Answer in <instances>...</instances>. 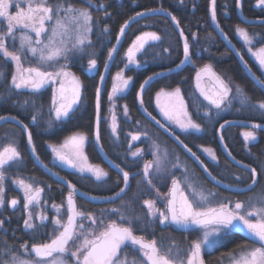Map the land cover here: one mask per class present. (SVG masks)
<instances>
[{
  "label": "snow or ice",
  "instance_id": "6c2138e0",
  "mask_svg": "<svg viewBox=\"0 0 264 264\" xmlns=\"http://www.w3.org/2000/svg\"><path fill=\"white\" fill-rule=\"evenodd\" d=\"M86 3L91 6L92 0H86ZM236 4L237 7H240V0H236ZM257 5L264 6V0H257ZM100 6L104 7V5ZM12 9H15V11L13 12ZM163 10L161 8L150 11ZM105 15H110L106 8ZM137 15H143V13H137ZM211 17L213 21L216 20L215 0H212ZM172 19L176 21L175 16ZM176 23L179 24L178 21ZM125 27H127V22L120 29L121 35L124 33ZM93 28L94 17L91 7H76L70 0H56V3H51L50 0H0V58H4L6 61L10 60L15 64V71L11 77L12 87L16 90L29 89L33 92H39L46 84H55L59 81L60 86L53 93L52 107L55 111L56 120L68 117L73 110V106L77 105L81 99L79 77L69 69L66 63L60 64L54 71H47L43 66L54 67L61 60L68 61L70 56L77 52L83 53L92 44L91 34ZM108 31L109 29L105 26L103 32L107 33ZM237 32L243 38L245 44L249 45L248 51L256 59L260 68L264 70V46L253 51L251 46L255 42V37L239 26H237ZM181 35L183 34L181 33ZM149 40L159 41L161 37L154 32H145L138 36L127 50L129 63H135L139 66L140 62L136 60V53L141 52ZM9 41H11V45H9ZM17 41H19L18 46ZM117 43H119V37H117ZM9 47L12 48L11 51ZM115 51V47L109 51V59L112 58ZM190 55V45L187 38H185L183 44L184 60L180 62V65L189 61ZM25 58H30L34 62V66L25 67ZM241 59L243 58L241 57ZM180 65H177V67ZM96 67L97 60L90 58L88 60V70L92 71ZM105 69H107V64ZM4 75V72L0 71V77ZM154 75H163V73H155ZM204 77H207L211 82V89L202 86L201 81ZM253 77L257 85L264 91V80L256 77L255 74H253ZM116 79L121 81L122 87L117 88L114 85L113 94L127 88L131 77L124 78L122 72H118ZM152 79L153 76H149L144 84ZM195 79L196 88L200 95L216 110H221L222 106H232L233 100H237L242 107H258L264 110V101L253 104L251 97L239 85L236 86L235 95L233 96V88L229 82L218 75L210 64L200 68ZM101 80H103V76H101ZM144 84L141 85V91H143ZM99 93L98 88L96 101V140L98 143L100 140ZM161 97L166 98L168 103L161 104ZM109 99H112L111 95ZM156 100L164 119L179 127L182 132H189V130L200 132L203 130L201 124L192 119L179 88L174 89L172 92H165L161 89L157 93ZM24 103L28 104L29 101ZM142 103L143 100L141 99ZM145 112H147V109H145ZM124 114L128 115L126 105ZM147 115L161 128L165 127L151 113H147ZM204 117L209 118L210 111H205ZM0 119H3V117H0ZM36 119L37 117L33 115V123L36 122ZM111 121L112 135L119 139L118 125L114 114ZM220 127L222 129L224 125H220ZM252 127L256 129L260 128L261 125L253 124ZM25 128H27V125H25ZM129 135H131L132 141H139L142 137L145 139L150 138L147 131L136 134L130 133ZM243 135L246 142L256 140L254 131H246ZM175 138L179 141L178 136ZM85 139L86 136L82 133L74 134L65 140L61 148L53 146L52 151L59 161L76 168L82 174L90 173L96 181H103L109 173L99 165L87 164V157L83 152ZM28 143L32 144L31 132L28 133ZM180 143L183 144V141H180ZM129 146L131 147V145ZM184 147L193 157L197 160L200 159L196 156V153L187 148V145H184ZM152 148L153 159L146 161L143 166L144 182L149 187H154L151 179L153 170L156 173L167 171L169 156L167 149L161 152L160 145L155 141H153ZM63 149L68 151H63ZM32 151L35 153L34 146ZM204 151L213 160H217L211 148H204ZM131 155L141 157L143 150L138 148ZM175 159L177 162L173 163L172 167L178 168L180 166L178 163L179 157L177 156ZM20 163H22L21 153L13 144H9L0 150V208L5 206L4 182L6 167H10L12 164L19 165ZM201 163L203 162L201 161ZM115 167L122 173L124 186L119 188L113 199H122L121 193H125L129 187L130 173L120 168L118 164ZM204 170L208 171L207 167ZM250 171L251 183L245 186V190L249 192L254 190L258 176L256 168H251ZM236 179L240 180L241 177H236ZM13 183L17 184L24 193L23 207L27 212V216L23 221L24 228L35 234L39 228L47 226L45 222L48 217L43 212L36 214L34 217L33 212L30 210L32 206L40 204V195L43 189L34 188L31 183H27L23 179H17ZM67 183L70 189L66 198L67 220L62 222L60 218L63 205L53 204L52 207L57 210V216L52 221L54 228L53 238L50 242L32 243L31 247L27 242L22 244L21 249L29 254L28 259L5 247L4 251L9 258L0 261V264H204L201 255L202 249L206 246H214L221 239L234 234H243L249 243L240 245L238 251L229 254L230 264H264V190H261L254 198L249 197L247 203L237 200L232 207L229 206L232 203L231 201L213 205L211 198L215 197V193L206 192L187 175L184 176L183 182L172 176L166 210L160 211L157 209L154 200H144L143 205L148 211L145 216H140L135 214V209L129 202L121 207L109 210L111 213L118 215L120 223L112 219L105 223L103 219L98 221L92 213H85L78 209L76 205V186L70 181ZM80 195H83V193ZM7 203L10 207L16 208L19 201L13 198ZM126 211L129 214H125ZM148 218L158 221L160 225H174L179 230L198 229L201 231V235L191 243L187 250L181 249L179 245L175 244V241L165 247L163 242L158 243L156 239L146 240L144 236L135 234L134 225L142 220L147 221ZM84 219L90 220L95 228L91 231H85L84 224L78 223V220L82 221ZM3 225L4 221L0 220V228ZM129 247L132 248L133 252H139L142 259H132L130 261L128 259L129 253L124 251L125 248Z\"/></svg>",
  "mask_w": 264,
  "mask_h": 264
},
{
  "label": "trees",
  "instance_id": "16d2710c",
  "mask_svg": "<svg viewBox=\"0 0 264 264\" xmlns=\"http://www.w3.org/2000/svg\"><path fill=\"white\" fill-rule=\"evenodd\" d=\"M104 7H99V19L110 25L113 39L121 29V25L127 22V34L125 42L131 39L137 33H141L147 29H153L162 38L160 45H157L158 51L147 52V57H150L149 63L141 67L140 71L134 73L129 71V76H135L132 89L139 88L144 78L148 74L169 70L163 75H157L149 81L145 93L143 95V106L150 110V113L156 114V107L154 103V94L161 88H172L175 86H182L184 90L190 87L193 80V73L195 65L187 63L183 68L178 69L177 65L184 60L183 44L184 37L187 38L190 44V57H193L194 64H210L214 69L220 71L222 75L231 83L239 84L243 90L251 97L253 104L264 101V91L257 85L252 78H246L248 75L245 72V65L250 66L255 70L254 61L252 58L239 50H242L243 43L237 26L243 25L249 33L254 37L264 42V6H258L257 0H240V7H237L236 0H215L216 20L213 21L211 17L212 0H96ZM106 11L110 15H105ZM163 11L148 12L145 15L139 16L134 20L131 17L137 13L150 9H161ZM171 15H174L179 24L173 22ZM181 33L183 35H181ZM107 47L102 50L100 55V62L105 57ZM241 57L243 59H241ZM116 64H113L111 71L116 70ZM77 73L82 80L81 99L75 110L70 112L69 116L57 121L52 113L51 101L47 96L40 95L37 100L30 97L13 94L12 88L3 89L0 86V96L5 91V97L0 102V115L16 116L19 122L27 125L29 132L32 134V144L28 143V134H25V126L20 127V124L15 123L11 119L0 121V149L9 143V139H17V144L20 146V151L23 155L24 162L19 169V175L22 173L31 175L36 178L39 186L44 190L42 195L49 202L62 201L65 193L69 189L68 183L71 182L76 186V189L82 191L86 195L91 196H111L119 191L122 187V173L116 167L111 166L104 158L106 155L116 165L127 169H134L135 159L129 157L128 153L123 160V153H126L127 143L124 141L119 144L117 139L113 137L111 131L107 128L106 121L103 115L100 118L99 134L103 147L101 152L95 143H88L86 150L90 161L94 164H103L109 171L108 177L103 181H96L95 177L88 173H80L71 168L56 167L59 175L46 170L44 164L54 165L51 162V150L48 144L52 141H58L65 135L69 134L75 129L83 130L88 135H93V124L97 113L96 107V88L98 86V74H89L88 72L77 69ZM246 74V75H245ZM108 78V77H107ZM261 78V77H260ZM264 80V78H261ZM188 85V86H187ZM136 86V87H135ZM3 89V91H1ZM130 94V93H129ZM133 92L128 96L127 105L133 120L144 117V114L139 109V104ZM103 96L100 97L102 99ZM25 101H29L25 104ZM34 102V103H33ZM237 103V102H236ZM236 107V104H235ZM235 111V109H232ZM231 111V113H233ZM103 112V110H102ZM236 113L221 117L218 122L213 115V121H203L208 132L205 133L206 139L202 140L204 144L213 145L217 147L218 161L205 160L208 169L213 175H216L224 182L246 186L251 183V171L249 167H242L236 160L245 163L257 169L259 180L253 192L261 189L264 182V128H260L259 132L263 135L258 141L248 143L242 136V130L245 128H252L251 125H226L222 129L224 148L219 146L220 142L217 135L219 126L226 119L238 117L250 120L252 122H260L264 124V110L258 107L243 106V108L236 110ZM226 113V112H225ZM37 117L36 122L33 123L32 117ZM211 119V117H210ZM122 130L120 129L119 137L126 138L125 130H131L129 125L123 119ZM210 130V132H209ZM183 139L191 144L190 138L182 135ZM35 147V153L32 148ZM249 150V155L247 151ZM232 158H231V157ZM39 157V159H37ZM236 177H241L237 180ZM119 181V182H118ZM204 184L212 188L211 182L206 179ZM224 191L223 188H218ZM7 190H10V181H7ZM238 196H242L238 194ZM77 200L78 207L84 211L101 213L103 208L115 207L122 201L131 203L133 208L138 200L133 199L134 196L129 193L128 196L117 198L115 200H98L79 195ZM145 214V213H144ZM26 211L22 204L16 208L7 205L4 211L0 213V220L4 221L3 227L0 229V252L6 246V242L14 243L33 242L37 239L46 240L49 232L46 228L39 237L36 234L32 237L24 228L23 221L25 219ZM146 215V214H145ZM108 219L117 220L121 222L118 217L113 215ZM157 226L149 218L147 221L134 225V230L137 234L147 235L148 237L158 238L163 235V229L156 230ZM174 236L180 235L179 230H170ZM182 235V234H181ZM244 240L242 234H234L227 243L221 244L217 247L219 254H224L232 247L237 246ZM41 241V242H42ZM216 255V254H215Z\"/></svg>",
  "mask_w": 264,
  "mask_h": 264
},
{
  "label": "rangeland",
  "instance_id": "374dc122",
  "mask_svg": "<svg viewBox=\"0 0 264 264\" xmlns=\"http://www.w3.org/2000/svg\"><path fill=\"white\" fill-rule=\"evenodd\" d=\"M121 1L122 0H119L120 3H121ZM50 2L56 3V0H50ZM70 2L73 3L76 7H91L92 15L94 17V28H93V33L91 34L92 44H91V46H88L83 53L77 52L74 55H71L68 61L61 60L59 62V64H56L54 67H48L47 65H44L43 67L47 71H54L55 68L59 67L60 64L66 63L67 66L69 67V69L73 73H75V75L77 77H79V80L81 82L80 94L82 93V80H81L80 75L77 73V69H82V70L88 72L89 74H98V72H99L98 79H97L98 80V86L96 88V92H97V89L99 88V90H100L99 96L101 95V93L103 96L102 99H100V108H99L100 118L104 114L103 117H104V120L106 121L107 128L111 131V122H112L111 117L114 114L116 117V123L118 125L117 131H118L119 135H120V129L122 130V121H121L122 119L124 121H126L129 125L131 124L130 127H132L131 130H125L124 129L126 138L119 137V139H117V142L119 144H121L124 141L125 143L128 144L127 147H129V149L127 150V153L129 155H131V153L136 151V149H138V148L142 149L143 155L141 157L143 159L145 158L144 163L146 161H151L153 159V155H152L153 141H155L157 144L160 145L161 152H163L165 149H167V151L169 153L168 160H167V171L162 172V173H156L155 170H153V174H152L151 179L153 181L154 187H149L148 184L146 182H144L143 174L139 178L135 179V183L133 182L132 179L129 180V187L126 189L125 193L122 194V196L125 195L124 197H126V196H128L129 193H131L134 196L133 199L138 200L137 204H135V207L138 206L140 209L139 210L136 209L135 214L140 215V216H145V214L147 213L148 210L143 205L144 200H154L156 202L157 209H159L160 211L166 210L167 196H168L169 190L171 188V177L172 176H174L177 179H180L183 182L184 176L187 175L188 177H190V179L195 181L198 186L202 187L206 192L211 191L212 193H215L216 194L215 197L211 198V203L213 205H215L217 203H229L231 201L232 203L229 204V206L232 207L234 205V202H236L237 200L247 203L249 197L254 198L261 192V190H264V182L262 184L261 189H259L256 192L246 191L245 186L224 182L221 179H219L216 175H213L210 172V170L208 169V166L205 162V160H211L213 162H217L218 161V154H217V147H215L213 145L212 146L208 145L209 143H207V145H205L204 144L205 142L202 141V140L206 139L205 133L208 132V130L206 129L205 125L202 122L208 121V120L213 121V115H215V117H216L215 121H217L223 115H225L227 113H231V111H233L232 109H235V111H236V110L243 108L237 100H233L232 106L226 105V106H222L221 110H216L208 104L207 100H204L202 97H199L196 94L195 89H193L195 92L194 93L191 89L189 90V87H187L186 88L187 93H185V92L183 93L181 86H176V87H172V88H161L165 92H172L174 89L179 88L181 91V95L183 96L184 101L186 102V104L188 106V111L191 114L192 119L194 121H196L197 123H200L203 130L200 132H196L195 130H189V132H182L179 129V127H177L174 124H170L168 121H166L160 112V108L157 105V100H156L157 93H159L161 91V89H159L154 94V100H155L156 108L158 111V116H155V117L157 120L161 121V124H163L165 126L164 128H161L159 125H157L155 123V121H152L150 119V117L147 115L148 112H145L146 108L143 106V104H141V99H143V95H144L146 87L149 83L148 82L147 84H144V81L149 76H153V78H154L157 75H154L155 73L148 74L147 77H145L143 82L141 83V85L144 84L143 91H141V86H139V88H136V89L133 88L132 89L133 83L135 81V76L134 75L129 76L128 73H129V71L134 73V70L140 71L141 67H144L147 65V63H149L150 57H147L146 53L150 52V51L157 52L159 50L157 45L161 44L160 41L162 40V38L159 41L149 40L148 43L145 45L144 49L141 52L136 53V60L140 62L139 66H137V64H135V63H129L128 57H127V50L129 49V47L132 46L133 42L136 41V38L138 36H141L145 32L156 33V31H154L153 29H147L141 33H137L131 39H129L127 42H125L126 35H128L126 32L128 28L125 27L124 33L121 35L120 30H119L117 35L113 39L112 32H111L112 27L110 25L106 24L105 22H103L102 19L101 20L99 19L100 11L98 9L100 7V3L98 1L92 0L91 6L86 3V0H70ZM101 5H105V3L101 4ZM12 11L14 12L15 9H12ZM124 25H125V23H124ZM124 25H121V27ZM105 26H107V28L109 29V31L107 33L103 32V28ZM239 27L246 29L243 25H239ZM249 34L251 36H253L251 33H249ZM157 35H159V34H157ZM117 37H119V43H117ZM241 40H242L244 48L242 50H239V53L244 52V53L248 54L252 58V60L254 61V65H255V70H253L250 66L245 65V68H246L245 72L248 75V77L246 76V78L249 80L251 78L253 80H255L253 77V74H255L256 77L264 78V70H262L260 68L256 59L248 51L249 45L245 44L242 37H241ZM16 43L18 46L19 41H17ZM9 45H11V41H9ZM117 45H118V47H117ZM262 46H264V42H261L259 39H257L255 37V42L251 46L253 48V51H255L256 49H258ZM106 47H107V49L104 53L105 57L100 62V55L102 53V50L105 49ZM113 47H115L116 53L114 54V57L112 55V58H113L112 63L110 66L109 73L106 74L108 78H106L105 65L106 64L108 65V62H109L108 53ZM9 50L11 51L12 48L9 47ZM90 58H95L97 60V67L92 71L88 70V60ZM190 60H191V63H193V66L195 65L194 72L196 71L197 68L206 65V64H202V65L194 64L192 56H191ZM113 64H116L117 69L114 71H111V67ZM30 65L34 66V62L30 58H25L24 59V66L28 67ZM0 71H3L5 74L4 76L0 77V82L2 81L3 78H6L5 81L7 82V86L10 87L11 77L15 71L14 62H12L10 60L6 61L4 58H0ZM167 71H169V70L166 69V70L161 71L159 73H165ZM118 72H122V75L124 78L131 77V80L129 81L127 88H125L123 91H118L117 93L113 94V86L114 85L117 88L122 87L121 81L116 79V75ZM156 73H158V72H156ZM216 73L218 75H220L223 79H225L226 82H229L227 80V78H225L220 71H217ZM101 76H103V80H101ZM207 83H208V89H211L212 88L211 82L209 80H207ZM229 84L233 88L232 95L234 96L235 95V88L239 84L231 83V82H229ZM59 86H60L59 81H57L55 84L49 83V84H46L44 86V88L40 89L39 92H33L29 89L16 90L12 87V85H11V88H12V91H14L13 94L16 93L18 96H20V95L26 96L27 95L26 98L30 97L33 100H35V99L37 100V97L44 94L45 96L50 98L52 113L55 117V111L52 107V99H53L54 90L58 89ZM192 86H193V80H192ZM193 88H194V86H193ZM3 89H5V88H3ZM3 89L1 91H3ZM241 89L243 90L242 87H241ZM132 92H133L132 96L133 97L135 96L137 103L138 104L140 103L139 104L140 111L144 115H146L144 117L148 118L150 120L149 122H151L152 125L148 121L144 120L143 117L139 118L138 120L137 119L133 120L132 114L130 113L129 106L127 105V101H126V99H128V96ZM110 95L112 96L111 100L109 99ZM69 96H70V92H69ZM4 99H7V97H5V91H3L2 95L0 96V102H2ZM160 103L166 104V103H168V100L164 97H161ZM235 104H236V107H235ZM77 105L73 106V110H75ZM125 105L127 106V109H128V115L127 116L124 114ZM198 109H199V111H198ZM102 110H103V112H102ZM205 111H210L211 119H210V117L209 118L204 117ZM235 111H233V112H235ZM152 116H154V115H152ZM0 117H3V116L0 115ZM8 119H11L12 121H14L17 124H20V127H24V125L19 122L17 117L13 116V115H4V118L0 119V121H4V120L6 121ZM62 119H64V118H62ZM57 121H59V120H57ZM137 121H139V123H137ZM253 124H259L262 127L263 123L254 122ZM93 128H94L93 129V135H88L83 130L75 129L72 132H70L69 134H67L64 137H62L61 139H59L58 141L50 142L48 144V146H49L51 153H52L51 162L54 164V166L50 165V164H44V168L46 170L54 173L55 175H59L57 173L58 170L56 169V167L62 166L64 164L62 163V161H59L56 158L55 154L52 151L53 146H55L56 148H61V146L64 144V142L67 138L73 136L74 134L82 133L86 136V139H85L84 144H83V152H84V155L87 157V164L99 165L102 169H104L105 171H107L109 173L107 167L103 166V164L92 163V161H90V159L88 157L87 150H86V147H87L88 143H90V142L95 143L98 146V148L100 145V141L98 143L96 140L97 113H96V117H95V122L93 124ZM260 128H256V129H254L253 127L252 128H245L241 131L242 136L244 137L243 133H245L246 131H254L256 134V140L247 141V142L248 143L256 142L263 136L259 132ZM165 129H168V130L166 131ZM28 131L25 129V132H26L25 134H28L29 133ZM144 131H147L149 133V137H150L149 139H145L144 137H142L141 140H139V141H132L131 140V135H129L130 133L136 134L138 132H144ZM209 132H210V130H209ZM178 133L186 136V138L187 137L190 138L191 144H189L185 140L181 139L179 137ZM218 134L220 135V132ZM219 135H218V139L220 142L219 146L221 148H224L225 146L223 143V139H221L222 136L220 137ZM177 136L179 137V141L176 140V138H175ZM244 139H245V137H244ZM16 140L17 139H12V140L9 139L8 140L9 143H6L0 150H2L5 146H7L9 144H13L14 146L17 147L18 151L21 153L20 146L17 144ZM180 141H183V144H181ZM129 145H131V147ZM184 145H187V148H190L192 150V152L196 153V156H198L200 159L197 160L195 157H193L191 155V153H189L187 151V149L184 147ZM204 148H211L214 151V153L217 157V160H213L204 151ZM63 151H68V150L63 149ZM247 151H249V150H247ZM249 153H250V151L248 152L247 155H249ZM123 155H124V153H123ZM21 156H22V163H20L19 165L12 164L10 167H6V170H5V177L6 178H5V182H4L5 206L3 208H0V213H2L4 211V208L8 205L7 202L13 198H15L19 201L18 205H20V204L24 205L23 190L20 189V187L17 184L13 183V181H15L17 179H23L25 182L31 183L34 188L39 186V183L35 177L32 178L31 175H28L25 173H22V175H19V169H21L20 166L23 165V162H24V158H23L22 153H21ZM177 156L179 157L178 163L180 166L178 168H173L172 164L177 162L175 159ZM132 157H134V156H132ZM104 158L111 166L115 167L116 164L114 162H112L110 160V158H108L106 155H104ZM137 158H140V157H137ZM232 159H234V161H236L242 167H245L244 163L236 160L235 158H232ZM201 161L203 163H201ZM205 167H207L208 171L204 170ZM247 167H249V169L253 168L252 166H249V165ZM71 168L74 169L75 171H78L76 168H73V167H71ZM141 172L143 173V168L141 169ZM209 173H211V175H209ZM88 174H90V173H88ZM206 179H208L211 182L212 188H209L204 184V180L206 181ZM7 181H10V190H7ZM183 186L184 185L182 183V187ZM218 188H223L224 191H221ZM157 190H158V192H157ZM185 190L187 191V189H185ZM69 191H70V189L67 190L62 201H54V202L50 203V202H47V200L43 197V199H41L39 205H34L31 207L30 210L33 212L34 217L36 214H38L40 212H43L48 217V220L45 223L51 226V230H50L48 238L46 240L42 241L39 238L33 242L32 241L27 242L29 247H31L32 243H41V241L42 242H48L51 240V238H53L54 225H53L52 221L57 216V210L52 207L53 204L63 205V207L61 208V217L60 218H61L62 222H66V220H67V203H66V198H67L66 196L67 195L66 194ZM238 194H240L242 196H238ZM76 197H77V200H79L78 194L76 195ZM94 197L99 199L98 196H94ZM103 197L105 198L106 196H103ZM100 199H101V197H100ZM125 203H126L125 201H122L121 203H119L115 207L103 208L102 212L99 214L97 213V215L94 212H90V213L95 215V217L97 218L98 221L100 219H103L105 221V223H107L109 221V220H107L109 216L113 215L114 217H118L117 214L111 213L109 210L113 209V208L121 207ZM132 207H133V205H132ZM79 209L85 213H89L88 211H84L81 207ZM125 214H129V212L126 211ZM26 216H27V212H26L25 218H26ZM149 219L155 223V225L157 226L156 229H158V230L163 229V233H162L163 235H159L157 233V236L159 237V239L157 238V240L160 243L163 242V245L165 247L168 246L172 241H175V244L179 245V247L181 249L187 250L190 247L191 243L193 241L197 240L201 235V231L198 229H195V230L191 231L193 233L191 239L189 238L188 232H186V233L180 232V233H182V235L180 234V235L174 236L173 233L172 234L170 233L171 231L167 230L168 228L166 225H160L158 223V221H154L152 218H149ZM78 223L84 224L85 231H91L93 228H95V226L91 224V221L87 220V219H84L82 221L78 220ZM44 229H45V227L39 228L35 234H33L31 232V230L27 229V231H29L30 235L35 238L36 237L35 235L37 234L38 235L37 237H39V235H41L43 233ZM229 238H230V236L227 238L221 239L214 246H206L205 248L202 249V252L212 251L219 244L227 243ZM24 243L23 242L20 243V241H17L14 243L6 242V246H7V248L11 249L13 252L20 254L23 258L28 259L29 254L23 252V250L21 249V245ZM4 249H5V247L3 244V249L0 252V261L9 258L8 254L4 251ZM238 250H239V248H237L234 251H230V252L228 251V252H225L224 254L217 255L218 258H213L211 264H230L229 254L234 253ZM124 251L129 253L128 259L130 261L132 259H137V260L142 259V255L139 252H133L132 248H130V247L125 248Z\"/></svg>",
  "mask_w": 264,
  "mask_h": 264
},
{
  "label": "flooded vegetation",
  "instance_id": "af4514ba",
  "mask_svg": "<svg viewBox=\"0 0 264 264\" xmlns=\"http://www.w3.org/2000/svg\"><path fill=\"white\" fill-rule=\"evenodd\" d=\"M184 67V66H183ZM182 67V68H183ZM193 76H194V73H193ZM194 78V77H193ZM6 79V78H5ZM5 79L3 78L2 79V81L0 82V86H2L3 88H8L9 86H7V82L5 81ZM207 80H209L208 78L206 79V83H207ZM11 82V81H10ZM193 84H194V80H193ZM178 86H180V85H178ZM194 86V85H193ZM193 86H192V83H191V85H190V87H189V90L191 89L193 92H194V90L193 89H195V92H196V94L199 96V97H201L199 94H198V92H197V90H196V88H195V86H194V88H193ZM176 87V86H175ZM182 87V86H181ZM9 88H11V85H10V87ZM207 88H208V83H207ZM182 91H183V93L185 92V93H187V89H185L184 90V88L182 87ZM194 92V93H195ZM96 94H97V92H96ZM102 96V93H101V95L99 96V99H100V97ZM8 99L9 98H11V96L10 97H7ZM96 101H97V99H96ZM149 112H150V110H149ZM233 113H236V112H233ZM232 113V114H233ZM152 115H154V116H158V111H157V108H156V114H153V113H151ZM227 115H231V113L230 114H227ZM144 116H146V115H144ZM3 118H4V116H3ZM144 120H146V121H150L148 118H146V119H144ZM218 120H221V118H219ZM218 120L216 121V122H218ZM227 122V123H226ZM233 122H237V123H233ZM150 124H151V122H149ZM249 123V124H248ZM253 123L254 122H252V121H250V120H247V119H243V118H238V117H233V118H229V119H226V121H223L220 125H224V127L222 128V129H224L225 128V126L226 125H253ZM152 125V124H151ZM220 125L218 124L217 126H219V130H217V135H219L218 133L220 132V137L222 136L221 135V131H222V129H221V127H220ZM261 128H264V124H262V127ZM179 134V137L181 138V139H183V137H182V135L180 134V133H178ZM184 140V139H183ZM128 145V144H127ZM189 145V144H188ZM129 149V147H127V150ZM127 150H126V153H124V155L122 156V158L123 157H125V155L127 154ZM129 155V154H128ZM129 157H131V158H133V159H135V166H134V169H127V168H124V167H121L120 165V167L122 168V169H124L125 171H129V173H130V179H132L133 180V182L135 183V179H137V178H139L143 173L141 172V169L143 168V166H144V160H145V158L143 159L142 157H140V158H137V157H132L131 155H129ZM125 158H123V160H124ZM63 163V162H62ZM64 165H62V166H59V167H66V168H68L69 166L67 165V164H65V163H63ZM244 165H245V167H247L248 165L247 164H245L244 163ZM54 166V165H53ZM69 168H71V167H69ZM72 169V168H71ZM118 170V169H117ZM259 180V177H257V181ZM124 185H122V187H123ZM39 188H42L43 190H44V188L43 187H39ZM118 192V191H117ZM116 192V193H117ZM81 193H83L82 191H80V190H78L77 189V194L78 195H80ZM116 193H114V194H112L111 196H106L105 198L103 197V196H100L101 197V199H100V197H99V199L98 200H101V201H103V200H115V199H117V198H115V199H113L115 196H116ZM122 194L123 193H121V197L124 199V196H122ZM67 195V194H66ZM83 195H84V197H88V198H94V199H97V198H95L94 196H91V195H86V194H84L83 193ZM83 195H81V196H83ZM43 195H42V193H41V195H40V201H41V199H43ZM67 197V196H66ZM45 198V197H44ZM46 199V198H45ZM76 199H77V197H76ZM47 202H49V201H47ZM51 203V202H50ZM80 210V209H79ZM99 214V213H98ZM96 215H97V213H96ZM107 220H109V219H107ZM118 223H119V221H118ZM47 226V230L48 231H50L51 230V226L50 225H48V224H46ZM167 227H169V229L170 230H174V228L175 229H177L174 225L173 226H167ZM46 229H44V230H46ZM156 229V228H155ZM157 230V229H156ZM168 230V229H167ZM177 230H179V229H177ZM194 229H189V230H187V231H184V230H179V233L180 232H188V235H189V238L191 239V237H192V235H193V233L191 232V231H193ZM135 231V230H134ZM43 233H46V232H44L43 231ZM135 234L136 235H140V234H137L136 233V231H135ZM182 234V233H181ZM142 236H144V238L145 239H147V240H151V239H156V238H154V237H148L147 235H142ZM230 238H231V236H230ZM229 238V239H230ZM157 240V239H156ZM48 242H50V241H48ZM157 242H159L158 240H157ZM228 242V241H227ZM160 243V242H159ZM245 243H249V241H247L246 240V238L244 237V240L243 241H241V243H239V244H237V246H235V247H232L231 249H229L228 251L230 252V251H234V250H236L237 248H239V246L240 245H243V244H245ZM222 244H225V243H222ZM221 244H219L218 246H220ZM217 246V247H218ZM217 247L215 248V249H213L212 251H206V252H202L203 253V255H204V260H205V262L207 263V264H211V262H212V259L213 258H218L217 257V255H220L219 254V252H218V250H217ZM215 251V252H214ZM227 251V252H228ZM216 254V255H215Z\"/></svg>",
  "mask_w": 264,
  "mask_h": 264
},
{
  "label": "water",
  "instance_id": "95a60500",
  "mask_svg": "<svg viewBox=\"0 0 264 264\" xmlns=\"http://www.w3.org/2000/svg\"><path fill=\"white\" fill-rule=\"evenodd\" d=\"M152 10V9H151ZM148 12H152V11H150V10H145V11H142V12H140V13H143V15H145L146 13H148ZM139 16H141V15H139ZM136 17H138V15H135L133 18H136ZM132 18V19H133ZM176 22V21H175ZM117 47H118V45H117ZM116 53V51L113 53V57H114V54ZM112 59L113 58H111V59H109V62H108V66H107V72L109 71V69H110V66H111V63H112ZM188 61H186L182 66H184L186 63H187ZM181 66V67H182ZM180 67V68H181ZM203 67V66H202ZM202 67H200V68H202ZM199 68V69H200ZM198 69V70H199ZM197 70V71H198ZM214 70V69H213ZM197 71L195 72V74H194V83H195V87H196V79H195V77H196V73H197ZM215 71V70H214ZM206 78L207 77H204L203 78V80L201 81V83H202V86H204V87H206L207 88V83H206ZM197 89V88H196ZM198 91V90H197ZM198 93L200 94V92L198 91ZM76 205H77V203H76ZM243 235V234H242ZM147 240V239H146ZM201 255H202V258H203V261H204V264H207L206 262H205V260H204V255H203V253L201 252Z\"/></svg>",
  "mask_w": 264,
  "mask_h": 264
}]
</instances>
